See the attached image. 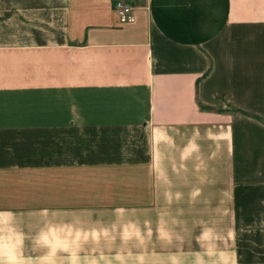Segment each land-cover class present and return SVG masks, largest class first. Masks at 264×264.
<instances>
[{"label":"crops","instance_id":"obj_1","mask_svg":"<svg viewBox=\"0 0 264 264\" xmlns=\"http://www.w3.org/2000/svg\"><path fill=\"white\" fill-rule=\"evenodd\" d=\"M0 0V264H264V0Z\"/></svg>","mask_w":264,"mask_h":264},{"label":"built area","instance_id":"obj_2","mask_svg":"<svg viewBox=\"0 0 264 264\" xmlns=\"http://www.w3.org/2000/svg\"><path fill=\"white\" fill-rule=\"evenodd\" d=\"M111 8H113L115 12L118 23L121 25L133 23L135 19L134 7H132L127 1L113 0Z\"/></svg>","mask_w":264,"mask_h":264}]
</instances>
